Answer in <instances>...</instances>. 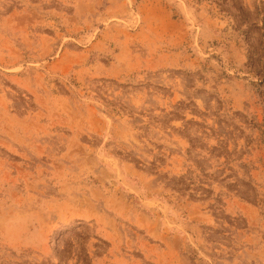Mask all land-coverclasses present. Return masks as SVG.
I'll return each instance as SVG.
<instances>
[{
  "label": "rangeland",
  "instance_id": "374dc122",
  "mask_svg": "<svg viewBox=\"0 0 264 264\" xmlns=\"http://www.w3.org/2000/svg\"><path fill=\"white\" fill-rule=\"evenodd\" d=\"M0 264H264V0H0Z\"/></svg>",
  "mask_w": 264,
  "mask_h": 264
}]
</instances>
